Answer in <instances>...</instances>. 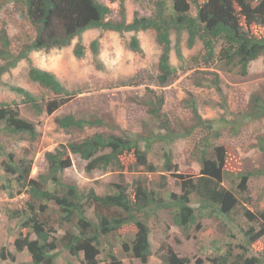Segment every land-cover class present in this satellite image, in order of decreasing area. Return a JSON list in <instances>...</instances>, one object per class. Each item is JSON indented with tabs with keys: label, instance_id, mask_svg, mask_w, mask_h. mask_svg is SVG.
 <instances>
[{
	"label": "rangeland",
	"instance_id": "obj_1",
	"mask_svg": "<svg viewBox=\"0 0 264 264\" xmlns=\"http://www.w3.org/2000/svg\"><path fill=\"white\" fill-rule=\"evenodd\" d=\"M126 6L127 18L131 21L135 11L142 15L152 14L154 0H126ZM195 13L196 9L192 7V14ZM108 18L119 19L118 9H113ZM2 28L8 33L10 51L13 53H17L24 43L36 36V29L27 17L26 6L22 2L0 0V30ZM252 30L257 35H264V26H253ZM134 34L135 32L128 31L121 36L112 30L89 29L82 37L86 46V53L82 58L76 57L74 53L77 38L61 49L31 52L33 64L56 73L72 95L66 104L52 114L35 110L23 101L22 94L12 89V86H22L39 101L54 97L50 90L30 79V64L27 60H21L0 77V104H19L21 116L33 121L38 132L35 138L28 134H9L0 125V249L7 246L16 254V261L0 257V264L31 262L30 253L27 250H15L13 243L23 221L19 216L13 215V211L26 207L28 187H24L16 175L7 172L4 165L7 162L17 163L21 159L27 164L32 160L29 178L38 179L48 169L46 152L53 151L69 140L82 139L95 132L125 133L132 136L139 133L149 136L152 132L164 134L167 131L160 127L159 122H155L146 104V100L153 94L164 95L162 111L164 119L169 123L170 133H165L167 135L164 138L150 136L149 149L145 139L141 142V146L148 149L149 159L166 176V182L161 185L158 184L161 181L160 175L155 180L150 179L148 184L151 188L162 192L164 196L171 192L180 193V180L200 175L202 163L197 148L208 137L215 145H224L231 154L230 162L234 166L232 170L264 168V151L258 146L260 140H264V117L250 119L243 114L249 108L253 93L264 95V58L259 57L250 62L247 75H241L238 67H227L217 60L207 67L202 57V40L197 39L195 45L190 47L187 42L188 33L184 31L181 38L183 58L179 59L175 51L176 33L173 32L171 62L177 68V76L166 86H160L156 77L162 49L156 34L153 30L137 33L144 55L133 51L128 45ZM94 39L100 41L103 69L97 67L90 46ZM5 63L6 60L0 57V66ZM215 73L220 78L221 92L209 84V79L214 78ZM189 96L195 98L203 118L215 121L214 124L220 122L219 136L197 123L193 111L185 102ZM67 113L90 119L98 116L114 124V127L106 125L66 131L57 126L55 119ZM221 119L228 120L229 125ZM233 124L238 127H233ZM165 149L171 152L176 166L171 171H166L163 167ZM70 156L72 165L64 170L63 179L75 182L81 190L94 188L98 194L104 195L114 191L112 183L125 180L131 185L134 179L148 176L141 167L137 170L130 168L135 162L133 154L122 156L125 166L123 171L109 168L87 172L85 160L78 154L70 153ZM238 182L237 178L225 175L222 183L234 190L240 199L238 212L232 214L231 218L204 216L186 232L183 227L174 223L170 211L160 210L148 219L152 254L147 262H142L123 247V242L131 241L137 230L134 224H127L106 238L111 244L107 240L102 241L97 264H110L107 258L110 248H113L122 264H164V258L170 250L189 258L190 264H197L198 260L204 264H221V258L226 254L228 257L224 264H232L244 251L248 254H260L264 249V235L252 245L247 243L246 231L252 226L257 229L259 227L243 213L246 209L255 213L264 209V175L249 178L247 193L238 189ZM49 188L53 189V186L49 184ZM131 189L132 185L129 187ZM51 204L49 212L57 216L58 207ZM88 215L95 218L94 207L88 210ZM71 226L68 223L58 226V232L53 236L59 238ZM83 257V252L77 257L59 246L56 264H82Z\"/></svg>",
	"mask_w": 264,
	"mask_h": 264
},
{
	"label": "trees",
	"instance_id": "obj_2",
	"mask_svg": "<svg viewBox=\"0 0 264 264\" xmlns=\"http://www.w3.org/2000/svg\"><path fill=\"white\" fill-rule=\"evenodd\" d=\"M12 1L22 2L26 6V15L36 29V36L24 43L17 53H13L10 51L11 41L7 31L4 28L0 30V57L6 60L0 66V77L21 60H27L30 64V79L50 90L54 97L39 101L22 86H12V89L22 94L23 101L39 112L44 110L49 114L54 113L72 95L56 73L33 64L31 52L61 49L77 38L74 53L76 57L82 58L86 53L82 37L89 29L112 30L121 36L133 31L135 34L128 45L142 55L145 52L137 33L153 30L162 49L156 77L160 86H166L177 76V68L171 62L173 32L176 33L175 51L179 59L183 58L181 38L184 31L188 33V46H194L197 39L202 40V57L207 67L217 60L227 67H238L241 75H247L250 62L259 57L264 58V35H257L252 30L253 26H264V0H154L152 14L142 15L135 11L131 21L127 18L126 0H110L109 3L101 0ZM192 7L196 9L195 14H192ZM115 8L118 9L120 18H108ZM99 45V39H94L90 46L97 67L103 69ZM209 80L210 85L222 91L218 73ZM164 101V95L153 94L146 100V104L155 122L160 123V127L167 131L165 133H170L169 123L163 117ZM185 102L199 125L214 131L215 136L220 135V122L214 124L215 121L203 118L193 96H189ZM243 114L250 119L263 118L264 95L253 93L249 108ZM55 121L59 128L66 131L106 125L114 127V124L98 116L90 119L73 113L59 115ZM221 121L229 125L228 120ZM0 125L9 134H28L35 138L38 133L36 124L21 116L19 104H0ZM234 125L233 127H238L237 124ZM165 133L152 132L149 136L139 133L132 136L125 133L95 132L82 139L69 140L53 151L46 152L48 169L38 179L29 178L32 160L27 164L23 159L17 163L7 162L5 170L16 175L17 180L28 187L26 207L13 211V215L23 219L21 229L13 241L15 250H27L31 255V262L24 264H56L59 246L77 257L83 252L82 264H97L102 241L107 240L111 244L106 238L127 224H134L137 230L131 241L123 242V247L131 251L134 257L147 262L152 254L148 219L153 213L170 211L174 223L183 227L186 232L201 217L231 218L232 214L237 213L240 199L234 190L222 184L225 175L237 178L238 189L247 193L249 178L264 175V168L232 170L234 166L230 162L231 154L224 145H215L208 137L197 148L202 163L200 175L180 180L181 192H171L164 196L148 184L150 179L155 180L158 175L161 178L158 184L166 182L165 174L160 173L161 168L149 159L148 149L151 145L150 136L164 138ZM143 139L146 140L148 149L141 146ZM258 146L264 151V140H260ZM70 153L78 154L86 161L87 172L109 168L123 171L125 166L122 156L133 154L135 162L130 168L137 170L141 167L148 176L134 179L131 190V185L125 180L112 183L114 191L104 195L98 194L94 188L81 190L75 182L63 179L64 170L72 165ZM163 157L164 169L173 170L176 166L168 149H165ZM49 184L53 189L49 188ZM51 203L58 207L57 216L49 212ZM91 207H94L95 218L88 215ZM243 215L259 227L257 229L252 226L246 231L247 243L252 245L264 235V209L257 213L246 209ZM64 223L71 224L72 228L67 229L59 238L53 236L58 232V226ZM245 250L248 248L245 247ZM108 251L110 264H122L113 248ZM0 257L16 261V254L7 246L1 247ZM226 257L228 254L221 258V264L226 262ZM164 264H190V260L170 250L164 258ZM197 264L204 263L198 260ZM232 264H264V249L258 255L244 251Z\"/></svg>",
	"mask_w": 264,
	"mask_h": 264
}]
</instances>
